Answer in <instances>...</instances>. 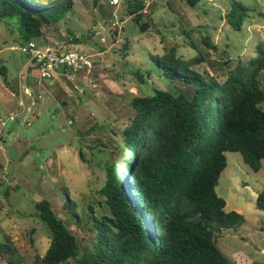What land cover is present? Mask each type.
<instances>
[{"label":"rangeland","instance_id":"1","mask_svg":"<svg viewBox=\"0 0 264 264\" xmlns=\"http://www.w3.org/2000/svg\"><path fill=\"white\" fill-rule=\"evenodd\" d=\"M34 1L42 5L59 2ZM138 1L120 0L111 7L108 0H75L64 20L44 26L45 40H33L38 47L63 43L69 50L91 57V70L72 80L62 76L52 81L40 79L19 50L25 42L17 19L0 17V70H5L4 74L0 71V119L6 121L22 110L16 94L20 72L30 79L34 94L42 97L32 106L24 97V108L31 107L28 121H6L2 133L0 242L8 237L14 256L0 255V264H8L9 259L13 264H40L37 256L49 246L48 231L34 208L41 199L49 200L66 220L81 249L89 245L85 230L75 226L61 207L65 205L70 211L69 204H74L83 219L88 205L102 212L95 204L104 181L102 167L106 161L120 162L127 157L126 153L125 157L119 155L116 146L133 116L130 100L148 93V87L137 83L134 73L149 67L151 57L175 48L177 54L190 60L199 51L206 56L199 72L222 80L228 70L247 63L264 48V0H236L249 8L238 31L224 17L228 0H204L195 8L178 0H150L141 12L142 22L148 24L144 32L127 13L128 5ZM114 22L116 27L111 25ZM68 29L74 38L65 34ZM183 30L196 49L187 44ZM206 34L213 49L200 44ZM260 82L264 89V78ZM160 85L166 86L161 81ZM260 106L264 109V103ZM225 157L226 167L215 191L225 201L224 211L240 214L245 222L222 232L219 249L234 262L264 264V211L255 206L257 195L264 191V162L260 171L253 172L239 153L226 152Z\"/></svg>","mask_w":264,"mask_h":264},{"label":"trees","instance_id":"2","mask_svg":"<svg viewBox=\"0 0 264 264\" xmlns=\"http://www.w3.org/2000/svg\"><path fill=\"white\" fill-rule=\"evenodd\" d=\"M178 1L189 8L204 3ZM228 2L225 20L238 31L249 8L240 1ZM74 3L0 0V17L16 18L27 42L44 38V26L64 20ZM143 5L140 0L130 4L127 13L144 32L148 24L142 22ZM182 33L196 49L188 32ZM65 34L75 37L69 29ZM200 44L213 49L209 34L201 36ZM205 62L199 51L187 60L170 48L163 56L151 57L149 67L136 70L134 78L148 87V93L129 103L133 116L116 146L118 154L127 157L106 161L102 167L104 181L97 193L100 200L95 201L102 212L88 205L84 220L74 204H69L70 211L61 207L75 226L85 230L89 245L81 249L66 220L49 200L41 199L34 208L48 231L49 246L37 256L40 264H241L221 252L219 240L222 232L237 229L245 219L224 211L225 201L215 188L226 167V152L239 153L253 172L260 171L264 162L260 106L264 48L247 63L228 70L222 80L199 72ZM255 206L264 211V191L257 195ZM6 254L14 256V248L4 236L0 255Z\"/></svg>","mask_w":264,"mask_h":264},{"label":"built area","instance_id":"3","mask_svg":"<svg viewBox=\"0 0 264 264\" xmlns=\"http://www.w3.org/2000/svg\"><path fill=\"white\" fill-rule=\"evenodd\" d=\"M119 1L120 0H108V4L116 6ZM149 1L150 0H144L145 6L149 4ZM142 12H145V9H143ZM111 25L112 27H116L115 22L111 23ZM19 50L27 57L28 63L37 71L40 79L52 81L56 76H62L67 80H72L79 72L90 71L93 66L91 57L88 54L77 50H69L63 43L48 44L45 47H38L33 40H30L21 45ZM27 80L28 78L25 77L24 73L20 72L16 94L20 100L22 110L14 115H10L6 121L17 122L21 120L22 123L26 124L28 121L27 114L31 111V107L24 108L22 103L23 98L26 97L30 101L31 106L42 98L39 94H34ZM6 121L0 119V142L4 141L2 133L6 126ZM3 182V179L0 178V189Z\"/></svg>","mask_w":264,"mask_h":264},{"label":"crops","instance_id":"4","mask_svg":"<svg viewBox=\"0 0 264 264\" xmlns=\"http://www.w3.org/2000/svg\"><path fill=\"white\" fill-rule=\"evenodd\" d=\"M28 80L30 81V79L28 78Z\"/></svg>","mask_w":264,"mask_h":264}]
</instances>
